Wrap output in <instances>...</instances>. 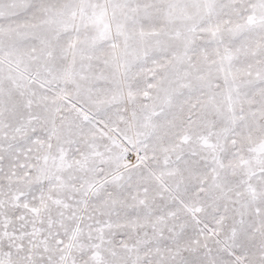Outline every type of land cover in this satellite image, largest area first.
Here are the masks:
<instances>
[{
    "label": "snow or ice",
    "instance_id": "1",
    "mask_svg": "<svg viewBox=\"0 0 264 264\" xmlns=\"http://www.w3.org/2000/svg\"><path fill=\"white\" fill-rule=\"evenodd\" d=\"M0 264H264V0H0Z\"/></svg>",
    "mask_w": 264,
    "mask_h": 264
}]
</instances>
